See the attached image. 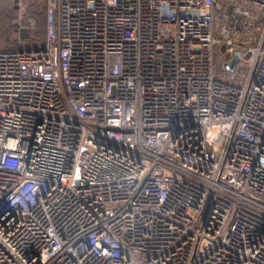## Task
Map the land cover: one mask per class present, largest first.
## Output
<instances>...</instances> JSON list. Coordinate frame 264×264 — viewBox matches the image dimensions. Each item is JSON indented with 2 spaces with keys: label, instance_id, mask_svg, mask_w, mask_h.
Returning a JSON list of instances; mask_svg holds the SVG:
<instances>
[{
  "label": "built area",
  "instance_id": "built-area-1",
  "mask_svg": "<svg viewBox=\"0 0 264 264\" xmlns=\"http://www.w3.org/2000/svg\"><path fill=\"white\" fill-rule=\"evenodd\" d=\"M44 1L0 50V264H264V0Z\"/></svg>",
  "mask_w": 264,
  "mask_h": 264
},
{
  "label": "rangeland",
  "instance_id": "rangeland-1",
  "mask_svg": "<svg viewBox=\"0 0 264 264\" xmlns=\"http://www.w3.org/2000/svg\"><path fill=\"white\" fill-rule=\"evenodd\" d=\"M44 6V0H0V50L5 46L17 45L22 39L19 36L24 28H29L28 6ZM42 7L41 8L42 10ZM249 56L245 53V58Z\"/></svg>",
  "mask_w": 264,
  "mask_h": 264
},
{
  "label": "trees",
  "instance_id": "trees-1",
  "mask_svg": "<svg viewBox=\"0 0 264 264\" xmlns=\"http://www.w3.org/2000/svg\"><path fill=\"white\" fill-rule=\"evenodd\" d=\"M32 4V6H28L27 10L29 11L30 20L34 21L33 24L28 23L29 28H24L19 34L21 37V43L19 42L17 45L5 46L3 49H38L41 48L45 38V30H46V22H45V1L44 6Z\"/></svg>",
  "mask_w": 264,
  "mask_h": 264
},
{
  "label": "water",
  "instance_id": "water-1",
  "mask_svg": "<svg viewBox=\"0 0 264 264\" xmlns=\"http://www.w3.org/2000/svg\"><path fill=\"white\" fill-rule=\"evenodd\" d=\"M243 58V54L239 51H233L231 60L227 63V69L232 72L239 60Z\"/></svg>",
  "mask_w": 264,
  "mask_h": 264
}]
</instances>
